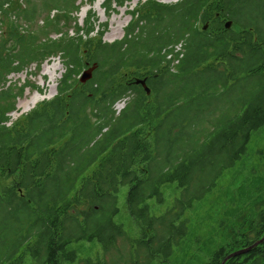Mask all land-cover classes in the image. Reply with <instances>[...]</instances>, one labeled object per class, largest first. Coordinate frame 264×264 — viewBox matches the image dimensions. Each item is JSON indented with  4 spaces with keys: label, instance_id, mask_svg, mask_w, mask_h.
<instances>
[{
    "label": "trees",
    "instance_id": "1",
    "mask_svg": "<svg viewBox=\"0 0 264 264\" xmlns=\"http://www.w3.org/2000/svg\"><path fill=\"white\" fill-rule=\"evenodd\" d=\"M128 1L104 0V12ZM8 3L0 1V264H69L95 245L107 252L125 238L123 187L126 214L152 232L142 240L143 264L168 255L177 216L164 225L165 215H151L152 201L164 203V188L174 185L194 193L176 207L190 206L264 127V0L140 1L113 43L92 15L78 26L76 0ZM52 57L64 68L56 94L7 125L28 87L7 86L8 76ZM124 98L117 114L113 106ZM253 205L245 233L180 264H264V240L228 258L264 237V194Z\"/></svg>",
    "mask_w": 264,
    "mask_h": 264
},
{
    "label": "rangeland",
    "instance_id": "2",
    "mask_svg": "<svg viewBox=\"0 0 264 264\" xmlns=\"http://www.w3.org/2000/svg\"><path fill=\"white\" fill-rule=\"evenodd\" d=\"M21 1L19 0L20 3ZM140 1L144 2L146 0H129L121 8L115 7L114 11L104 12V0H94L93 2L76 0L79 10L74 16L78 19L79 27H84L85 23L89 21V15L94 16L96 31H104L103 41L113 43L123 38L124 30L130 21L128 11L139 5ZM156 1L171 5L180 0ZM10 21H16L13 14L10 16ZM38 25L41 26L42 21H39ZM22 26L26 28L25 25ZM66 31H68L70 36H74L71 27ZM94 35L95 32L92 36ZM58 37L60 35H57V33H49L46 39L55 40ZM43 39L44 37L42 41H44ZM63 72L64 68L60 58L52 57L44 62L39 69H36L35 65H31L27 70L19 74L8 76L7 86L15 85L19 87L20 85H28L23 94L16 99V108L9 114L10 121L8 125L18 117L27 114L41 101L50 100L56 94L57 81ZM81 74L82 71L77 77L78 80ZM33 98H38L34 105L31 104ZM126 102L127 99L124 98L116 102L113 108L118 112L124 107ZM126 190L123 187L119 194V207L122 214L119 220L125 226V238H117L115 243L105 253L100 252L98 245L93 246L90 252L88 250L78 252L77 260L69 264H87L89 260L91 263L101 261L99 264H135L138 261H140V264L144 263L146 251L145 247H142L144 245L142 240L152 232L147 229L148 226L146 224L139 225L126 214L124 203ZM164 191L166 193L164 203L156 204L152 201L150 213L155 217L165 215L164 225H166V219L169 218L172 221L173 217L177 216L175 223H172L175 229H171L175 235L174 242L171 246V253L167 255L164 251H161L162 255H158L154 254L159 248L158 240H153L151 244L152 250L150 249L149 251L157 257H153L150 260L151 264H164L165 262L174 264L175 261L180 264L182 258L183 262H186L189 255L191 257L199 256L201 253H209L216 247V244L224 243L227 235H231L233 232H235V237L237 234L245 233L248 229L246 227L247 224H245L246 219L250 218V214L255 208L253 200L258 194H264V127L258 133L252 135L246 154L215 179L214 187L204 192L199 198L192 199L190 206L185 204L183 208L176 207L175 202L181 199L185 203L190 195L194 194L191 191H188V193L180 191L174 185L164 188ZM232 199H235V202L231 205L230 200ZM234 208L235 214L232 216L229 210ZM168 211L170 212L169 216L167 214ZM242 224L243 227H241ZM175 230H178V234L175 233ZM166 232V226L161 228L159 237L166 234ZM212 236L216 240V242L214 241L215 244L209 242ZM70 248L72 250L73 245ZM24 264L35 263L30 258H27Z\"/></svg>",
    "mask_w": 264,
    "mask_h": 264
},
{
    "label": "water",
    "instance_id": "3",
    "mask_svg": "<svg viewBox=\"0 0 264 264\" xmlns=\"http://www.w3.org/2000/svg\"><path fill=\"white\" fill-rule=\"evenodd\" d=\"M225 27H226V28H229V27H230V22H227L226 25H225ZM204 28H205V27H204ZM92 71H93V67H91V68H89V69H87V70H84V71L82 72V74H81V77H80V79H79V82L83 84V83H85L87 80H89V79L91 78ZM140 83H141V85L144 87V89L146 90V92H147V94H148L149 92L147 91V88L144 86V82L141 81ZM263 240H264V237H263L261 240L257 241L256 243H254L251 247H249V248H247V249H243V250L236 251L235 253L229 255L228 258L233 257V256H237V255H241V254H244V253L248 252L251 248L257 246V245L260 244ZM228 258H227V259H228Z\"/></svg>",
    "mask_w": 264,
    "mask_h": 264
},
{
    "label": "built area",
    "instance_id": "4",
    "mask_svg": "<svg viewBox=\"0 0 264 264\" xmlns=\"http://www.w3.org/2000/svg\"><path fill=\"white\" fill-rule=\"evenodd\" d=\"M0 1H1V2H4V5H3L4 8H7V7H8V5H9L8 0H0ZM179 47H180L179 45H178L177 47H175L177 51L179 50ZM122 108H123V107H122ZM122 108H121V109H122ZM121 109H120V110H121ZM114 110H115V109H114ZM120 110H118V112H119ZM115 111H116V110H115ZM118 112L116 111V113H118ZM7 125H8V123H7Z\"/></svg>",
    "mask_w": 264,
    "mask_h": 264
},
{
    "label": "bare ground",
    "instance_id": "5",
    "mask_svg": "<svg viewBox=\"0 0 264 264\" xmlns=\"http://www.w3.org/2000/svg\"><path fill=\"white\" fill-rule=\"evenodd\" d=\"M38 101V98L36 99V98H33L32 100H31V104H35L36 102ZM32 106V105H31Z\"/></svg>",
    "mask_w": 264,
    "mask_h": 264
}]
</instances>
